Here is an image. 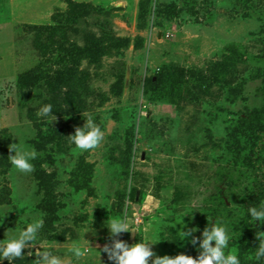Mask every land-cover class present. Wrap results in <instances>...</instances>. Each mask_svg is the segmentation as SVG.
Masks as SVG:
<instances>
[{
	"label": "rangeland",
	"instance_id": "rangeland-1",
	"mask_svg": "<svg viewBox=\"0 0 264 264\" xmlns=\"http://www.w3.org/2000/svg\"><path fill=\"white\" fill-rule=\"evenodd\" d=\"M46 103L53 122L36 115ZM89 115L104 139L81 151L69 136ZM19 141L37 152L30 173L8 159ZM260 204L264 0H0V206L11 210L0 240L26 212L66 264H114L104 224L127 217L136 232L117 239L155 235L157 256L197 258L181 224L202 239L217 218L236 231L227 251L264 264L246 223ZM38 250L13 264H34Z\"/></svg>",
	"mask_w": 264,
	"mask_h": 264
},
{
	"label": "clouds",
	"instance_id": "clouds-1",
	"mask_svg": "<svg viewBox=\"0 0 264 264\" xmlns=\"http://www.w3.org/2000/svg\"><path fill=\"white\" fill-rule=\"evenodd\" d=\"M36 115L46 121L49 119L52 122L56 120L51 103L42 104L38 108ZM69 138L77 149L87 151L100 145L104 139V131L96 123L95 119L89 115L85 117L84 125L77 127L74 134L70 135ZM9 150L10 153L14 154L10 155L8 159L16 170L22 173L33 171L34 166L31 161L36 159V151L26 148L20 141L19 143L10 144ZM10 211L6 206H0V221L3 222V218ZM91 211L93 216V209ZM191 212L185 214L184 217ZM22 217L24 218L22 221L23 227L17 226L14 229H8L5 233V238L0 240V264L5 259L9 261V264H13L14 261L24 257V249L36 245H39L41 250L35 252L34 264H66L64 257L57 254L53 246L45 245L41 240L40 233L44 228V219L42 217H29L26 212ZM21 218L19 222H21ZM242 219L244 218L239 220ZM93 221L94 219L82 227L83 239L85 233L94 231L92 227ZM248 222L255 223L259 228V231H256V238L259 243L255 247V260H264V231H261V226H264V204L248 207L246 223ZM104 226L109 231L112 243L111 245L105 244L102 251L108 255L109 260L113 261L114 264H149L150 260L151 264H241L240 257L235 251H227L236 231L223 219L215 218V223H212L211 220L202 232V239L193 236L194 232L199 231L198 228L192 227L184 230L186 225L181 224V230L178 232L181 240L187 239L194 246L197 245L199 240V255L197 258L183 253L175 257L168 255L157 256L152 249V245L160 240L155 235H146L143 239L133 244L117 239L122 233L135 230L134 227L130 226L127 217L109 216ZM88 249H93L89 246V243ZM72 255L77 258L82 255L78 246L72 250Z\"/></svg>",
	"mask_w": 264,
	"mask_h": 264
},
{
	"label": "trees",
	"instance_id": "trees-1",
	"mask_svg": "<svg viewBox=\"0 0 264 264\" xmlns=\"http://www.w3.org/2000/svg\"><path fill=\"white\" fill-rule=\"evenodd\" d=\"M38 30H41V28L39 27ZM46 30L49 31L48 36L51 38V40H54V38H53V37H54V36H53L54 34L51 33L53 29H52V28H51V29H50V28H48V29L46 28ZM32 72L35 73V72H37V70H33ZM78 73H79V70H77V71L72 70V72H71V76H70V77H74V76L76 77ZM67 76H68V75H67ZM76 79H77V80H78V79L81 80V77H78V78H76ZM81 86H82V85H81Z\"/></svg>",
	"mask_w": 264,
	"mask_h": 264
}]
</instances>
